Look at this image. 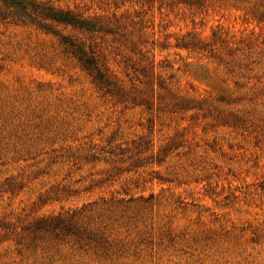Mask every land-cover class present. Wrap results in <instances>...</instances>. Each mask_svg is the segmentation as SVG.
Wrapping results in <instances>:
<instances>
[{"label": "rangeland", "instance_id": "374dc122", "mask_svg": "<svg viewBox=\"0 0 264 264\" xmlns=\"http://www.w3.org/2000/svg\"><path fill=\"white\" fill-rule=\"evenodd\" d=\"M36 1L113 33L0 21V264H264V0Z\"/></svg>", "mask_w": 264, "mask_h": 264}, {"label": "trees", "instance_id": "16d2710c", "mask_svg": "<svg viewBox=\"0 0 264 264\" xmlns=\"http://www.w3.org/2000/svg\"><path fill=\"white\" fill-rule=\"evenodd\" d=\"M0 21H10L15 24L31 25L49 33L53 32L54 26L70 27L73 31H84L87 33L106 32L113 33L107 25L97 19H85L79 17L69 10H63L36 0H0ZM259 22H264V13ZM54 33V32H53ZM64 53L70 56L82 71L92 80L95 86L105 95L115 97L124 102H130L135 106L145 107L150 110L154 106L153 95L142 93L139 96H128L124 93L117 82L108 73L100 55L96 54L92 45L72 36H63L60 39ZM152 87V82L147 83ZM161 88V83H158ZM152 92V90H150ZM158 95L157 100L162 101ZM173 108L185 109L186 105L181 102L172 104ZM72 220L62 214L42 217L27 225L23 232L28 235L74 234L75 228ZM58 235V234H57ZM76 236V235H75Z\"/></svg>", "mask_w": 264, "mask_h": 264}]
</instances>
